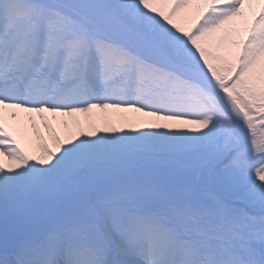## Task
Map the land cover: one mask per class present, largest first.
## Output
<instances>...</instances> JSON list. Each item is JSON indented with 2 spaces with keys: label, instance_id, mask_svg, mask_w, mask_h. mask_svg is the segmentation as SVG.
<instances>
[{
  "label": "snow or ice",
  "instance_id": "6c2138e0",
  "mask_svg": "<svg viewBox=\"0 0 264 264\" xmlns=\"http://www.w3.org/2000/svg\"><path fill=\"white\" fill-rule=\"evenodd\" d=\"M0 264H264V0H0Z\"/></svg>",
  "mask_w": 264,
  "mask_h": 264
},
{
  "label": "rangeland",
  "instance_id": "374dc122",
  "mask_svg": "<svg viewBox=\"0 0 264 264\" xmlns=\"http://www.w3.org/2000/svg\"><path fill=\"white\" fill-rule=\"evenodd\" d=\"M109 113H110V111H109ZM104 115L105 114H103V113H99V114L94 113V114H88V115L78 114L79 119H76V118L68 119V127L67 128H65L61 124L62 134H63L62 137L67 135V133L69 131H75L76 130V126H75V123H74L75 121L79 120L81 122V124H83L85 126H87V124L90 123V122H95L97 124H103L105 122L104 119H103ZM48 118H50V115H48ZM50 122L52 123V125H56L57 123H60L59 119H50ZM36 123L39 126V128L41 129L42 133L48 134L47 130L43 127V124L41 123V121L39 120L38 117L36 119ZM112 123H115L117 125H123L126 130L129 129V125L127 123H125L123 120L114 118ZM27 128L30 129V137L31 138L29 139V141H31L32 143L36 144L34 139L32 140V137H34L33 129L30 126H28Z\"/></svg>",
  "mask_w": 264,
  "mask_h": 264
},
{
  "label": "bare ground",
  "instance_id": "6f19581e",
  "mask_svg": "<svg viewBox=\"0 0 264 264\" xmlns=\"http://www.w3.org/2000/svg\"><path fill=\"white\" fill-rule=\"evenodd\" d=\"M109 111H110V113H111V110H109ZM94 113L99 114L98 111H94ZM94 113H92V114H94ZM45 115H47V114H45ZM70 118H76V119H79L78 114H76V115L73 116V117H55V118H54V117L50 116L49 121H50V119H59V122H60V123H57L56 125H53V127H55V128L57 129V131L60 133V135L62 136L63 134H62V128H61V121H67V122H68V119H70ZM112 121H113V120H112ZM39 130H40V132L42 133V131H41L40 128H39ZM42 134L44 135L45 140L48 141L49 143H51V141H50V137H49V134H44V133H42ZM24 135L27 137V140L25 141V143H26V146L29 147V150H30V151H36V152H38V149L35 148V144L32 143L31 141H29V139L31 138V137H30V129H29V128L26 127V129H25V131H24ZM33 139H34V141H35V136L32 137V140H33ZM29 142H30V143H29ZM35 143H36V141H35Z\"/></svg>",
  "mask_w": 264,
  "mask_h": 264
}]
</instances>
